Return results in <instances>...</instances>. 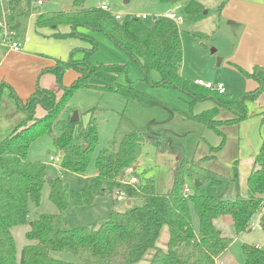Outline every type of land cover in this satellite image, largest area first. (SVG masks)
<instances>
[{
	"label": "trees",
	"instance_id": "1",
	"mask_svg": "<svg viewBox=\"0 0 264 264\" xmlns=\"http://www.w3.org/2000/svg\"><path fill=\"white\" fill-rule=\"evenodd\" d=\"M36 0H7L4 19L13 39L19 20L31 15ZM161 4L178 6L186 0H159ZM83 0H75L69 11L41 13L35 19L37 29L57 30L61 26L69 27L66 34L56 33V39L79 37L96 50V43L87 36L76 34V28L84 27L104 34L115 46L135 61L149 80L151 72H157L160 79L151 83L152 87H172L189 98V113H182L185 119L192 121L222 137V142L214 147L215 153L224 146L222 127L234 126L247 119V102H254L264 89V69L255 67L251 74L243 72L258 83V88L242 95L225 91L223 94L203 89L183 79L180 67L183 49L180 33L170 21L154 19L151 26L142 20L131 17L127 21H117L100 8H84ZM222 6H219L220 10ZM206 12V13H205ZM188 20L202 21L209 12L199 2L190 0L184 6ZM1 36V29H0ZM73 70L79 77L68 87L61 86L66 70ZM62 91L57 97L50 90L37 89L20 107L27 112V118L14 131L0 141V264H138L150 250H153L149 264H217L218 257L227 249L229 240L216 229L214 221L220 217H229L237 233L252 226L254 218L261 214L259 229L264 232V140L255 156L250 174L246 179L245 195L239 192V174L236 162L230 184L237 188L236 198L232 201L222 196H203L189 194L185 189L183 166L174 171L172 188L166 193L156 190L155 181L146 179L138 185L127 184L126 172L134 171L141 145L149 138L133 131L125 134L121 141L113 138L110 146L100 150L95 160V176L86 188L79 193H67L61 179L47 180L45 167L38 162L28 160V150L33 141L42 135H51L53 128L60 125V133L55 138V146L62 154L60 169L83 174L91 153L96 147L97 127L93 117L85 126L77 122L59 121L69 98L81 89L109 91L125 98L127 102H143L146 106H165L152 98H145L130 86L114 84L119 75H126L125 64L89 66L84 60L71 58L59 62L50 70ZM96 78L103 85L91 84ZM202 93L205 100L215 103V107L194 114L193 108L201 99L196 93ZM14 98L15 95L12 94ZM17 100V99H16ZM44 111L36 116V109ZM221 110L230 111L232 119H219ZM90 110L87 114H91ZM262 121L264 112L260 113ZM76 131V136L74 132ZM212 157H205L209 159ZM136 176V175H135ZM137 178V177H136ZM212 185L219 180L206 178ZM49 186V199L58 208L54 215H40L32 221L26 233L27 245L19 258L12 229L27 223L29 206L39 205L43 186ZM122 193L130 203L125 211L114 208ZM108 196L111 200V213L98 225H86L73 230H65L61 224V214L69 208L88 206L98 197ZM139 202L140 206H131ZM190 206L198 219V233H195ZM163 227L169 230L166 250L156 247V241ZM246 264H264V250L256 246L243 245ZM63 254L75 260H63L53 256Z\"/></svg>",
	"mask_w": 264,
	"mask_h": 264
},
{
	"label": "rangeland",
	"instance_id": "2",
	"mask_svg": "<svg viewBox=\"0 0 264 264\" xmlns=\"http://www.w3.org/2000/svg\"><path fill=\"white\" fill-rule=\"evenodd\" d=\"M74 1L45 0L43 6L32 5L31 15L69 11ZM188 1L190 0L171 7L161 4L159 0H83L82 7L98 8L102 3H105L113 13L121 15L122 22L131 17L146 15L147 19L143 22L148 26L152 25L154 19L167 21L166 15L169 12H174L178 18L182 19V23L177 25L183 49L181 77L191 83L196 79L213 84L221 83L229 93L244 94L246 90L243 89L242 82H245L248 77L243 72L249 73V71L240 70L226 58L235 50L236 35L239 33L237 26L230 24L229 19L221 17L222 8L218 10L221 3L226 0H203L209 16L205 20L196 22L188 20L184 14V6ZM68 7L71 8L68 9ZM0 8L2 10L1 5ZM4 13L2 10L1 17L4 16ZM27 19L21 21L22 28ZM76 34L92 39L96 43V50L91 52V45L79 37H69L66 42L70 41L71 52L64 62L71 58L75 61L84 60L89 66L125 64L126 75H119L114 79V84L130 86L145 98H152L162 102L165 106L152 107L146 106L143 102H127L122 96L109 91L78 90L69 98L65 109L59 116V121L65 122L69 117L71 118L74 112L78 113V119L82 126L88 123L90 117L95 120L98 142L91 153L84 173L76 174L63 171L60 169V164L55 165L49 161L50 157L57 155H60L62 160V154L54 143L60 133L59 124L53 128L51 135H42L32 142L28 150V160L42 164L45 167L47 178L61 179L67 193H79L95 176V160L98 152L108 148L113 138L119 142L125 134L139 131L145 134L149 141L141 145L138 151L135 164L137 179L139 178L141 181L152 179L155 181L157 192L166 193L172 188L175 169L182 165L186 187L190 189L191 194L222 196L226 200H234L237 188L228 182L229 177L225 169L227 162L229 163L233 159L234 153L236 154L235 149L239 142V135H244L243 132L247 130L248 125L244 122L250 118L249 111L251 110H247V119L241 121L234 128H227V131L224 132V152L215 157L216 153L212 149L222 142V137L185 119L182 113L190 111L189 98L185 94L172 87H152L151 83L158 82L160 79L158 73L151 72L150 81H145L136 62L131 60L104 34L84 27L76 28ZM220 60L224 61L219 65ZM55 82L56 88L60 89L58 82ZM89 82L98 85L104 84L103 81L96 78H91ZM61 84L65 87L63 79ZM262 94L264 97V89L258 97ZM196 96L201 100L194 106L192 111L194 114L213 106V102L205 100L202 93L197 92ZM90 110L93 112L88 115ZM223 111L225 116L233 117L230 111ZM258 127L255 130L251 129V136H257L264 140V120L259 122ZM74 136H76V131ZM226 148L228 152H226ZM207 155L212 158L204 159ZM209 177L219 180L220 183L210 184L206 179ZM241 189L242 187L239 185L240 194ZM126 204L127 201L124 199L114 209L123 212L129 207ZM140 205L139 202H131V206ZM58 213L57 206L49 199V186L45 184L39 205L31 204L29 206L27 223L12 229L17 258H19L21 249L28 243L25 236L31 222L40 215ZM110 213V198L108 196L98 197L91 205L69 208L64 211L61 214L62 228L73 230L86 225H98L101 220L108 218ZM190 214L194 231L198 233V219L191 206ZM260 218L261 214L252 221L251 232L248 229L240 233L235 231L229 217H220L214 221L216 229L229 240L227 249L216 259L217 264H246L243 245L256 246L264 250V232L259 229ZM168 238L169 230L167 227H163L156 241V247L166 250ZM153 252V250L148 251L138 264H149ZM53 256L63 260H75L72 256L63 254H54Z\"/></svg>",
	"mask_w": 264,
	"mask_h": 264
},
{
	"label": "crops",
	"instance_id": "3",
	"mask_svg": "<svg viewBox=\"0 0 264 264\" xmlns=\"http://www.w3.org/2000/svg\"><path fill=\"white\" fill-rule=\"evenodd\" d=\"M193 1L204 6L203 0ZM220 6H222L221 17L229 19L230 24L237 26L239 32L236 35L235 50L229 57H226L227 60L240 70L249 71V74L253 72L255 67L264 69V0H226ZM39 14L41 13L26 17L28 19L23 28L21 27V21L26 18L19 20L15 35L21 43L20 51H11L0 44V141L10 135L28 116L27 112L20 107L18 101L22 105L25 104L37 89L50 90L57 97L62 93L58 87V89L56 88V78L50 70L57 67L59 62H64L68 58L71 52L69 46L71 43L70 41L66 42L68 41L67 38L56 39L53 35L56 33H69L70 29L66 26H61L57 30L37 29L35 19ZM223 61L220 60L219 65ZM78 77L79 74L75 71L66 70L62 78L63 85L65 87L70 86ZM258 86V83L250 78L242 82V87L247 93L256 90ZM262 96L263 94L254 102L246 103L247 110H251L249 111L250 118L244 122L248 125L247 130L243 132L244 135H239V142L235 149L236 154L234 153L233 159L229 163L227 162L225 169L227 176L230 178L234 162H236L242 195L246 193V179L263 141L257 136H251V129H257L259 122H262V118L259 116L260 113L264 112V97ZM214 107L215 104L213 103V106L207 107L201 112ZM223 112V110L220 111L219 119L233 118L225 116ZM43 115L44 111L37 107L36 116L41 117ZM234 127L236 125L222 127L220 130L224 134L227 128ZM222 149L215 154V157L221 155L225 147ZM226 152H228L227 148ZM205 157H208V155ZM185 188L187 193L191 194L186 185ZM249 232H251V229Z\"/></svg>",
	"mask_w": 264,
	"mask_h": 264
},
{
	"label": "built area",
	"instance_id": "4",
	"mask_svg": "<svg viewBox=\"0 0 264 264\" xmlns=\"http://www.w3.org/2000/svg\"><path fill=\"white\" fill-rule=\"evenodd\" d=\"M44 1L45 0H36L34 2V5L41 6V5H43ZM6 2H7V0H0V5L2 7L3 12H5ZM98 8H100L104 12L111 14L115 18V20L121 21V15L117 14V13H113L107 4L102 3ZM136 18L143 21V20L147 19V16L141 15V16H138ZM166 18L168 21L172 22L176 26L180 25L182 23V19L178 18L174 12H169L166 15ZM0 29H1L0 44L4 47H7L11 51H14V52L20 51L21 43L18 40H15L12 38L13 33H11L9 31L4 19L0 20ZM195 85H197L203 89H206V90L217 92L218 94H223L226 91L224 85L221 83L213 84L210 82H203L202 80H197V81H195ZM49 161L55 165H58L61 162V156L57 155L54 157H50ZM126 181H127V184H129V185H132V186L138 185V180H137L136 176L134 175V171L132 169H129L126 172ZM124 199H125V197L122 193L118 194L116 197V200L118 202H121Z\"/></svg>",
	"mask_w": 264,
	"mask_h": 264
},
{
	"label": "water",
	"instance_id": "5",
	"mask_svg": "<svg viewBox=\"0 0 264 264\" xmlns=\"http://www.w3.org/2000/svg\"><path fill=\"white\" fill-rule=\"evenodd\" d=\"M125 1H128V0H125ZM69 9V8H68ZM67 9V10H68ZM206 13V12H205ZM220 62V61H219ZM78 121V113L77 112H74L73 114H72V116H71V118H70V122H72V123H75V122H77ZM47 180H51V178H47ZM130 205V203H128L127 204V206H129Z\"/></svg>",
	"mask_w": 264,
	"mask_h": 264
}]
</instances>
